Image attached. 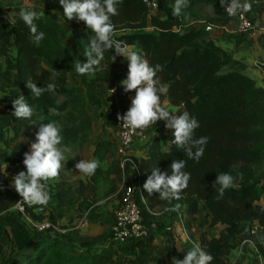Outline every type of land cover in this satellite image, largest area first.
<instances>
[{"label":"trees","instance_id":"trees-1","mask_svg":"<svg viewBox=\"0 0 264 264\" xmlns=\"http://www.w3.org/2000/svg\"><path fill=\"white\" fill-rule=\"evenodd\" d=\"M5 1L17 2L11 13L18 12L25 0ZM27 1L34 10L42 13L35 23L38 31L44 33V38L37 45L18 15L10 24L0 21V51L14 52L8 65L3 61V66L0 60V84L3 73H7L16 78L18 86L16 94L7 101L0 97V116H8L11 141L36 134L37 124L43 117L45 123L53 120L59 123L62 147L81 150L91 138L89 108L95 107L103 114L105 107L110 106L103 101L95 76L90 73L80 75L75 70L76 62L86 60L85 51L94 34L83 21H68L59 0ZM156 1L161 15L151 13L143 0H122L118 15L112 17L116 26L114 38L141 52L151 65H161L163 70L157 76L167 88L166 94L161 95V101L167 100L174 109L172 113L177 115L189 112L199 122L194 138L207 137L208 142L203 156L196 161L172 143L173 130L160 131L162 120L147 132L146 135L151 136L146 138L144 152L138 160L141 169L139 181L145 200L144 204L139 200L143 220L146 223L151 217L147 209L150 210L155 203L162 204L164 208L180 204L178 210L193 219L202 210L207 222L198 224L199 230L204 226H222L223 230L215 234H209L207 230L198 231L197 236L190 234L189 237L214 257L212 264H229L226 252L236 248L240 243L238 237L244 234L248 225L256 224L261 228V242L257 248L264 256V89L247 74L234 68L227 52L207 36L203 27L188 24L192 16L196 17L193 7L210 4L219 10L220 0H189L179 16L172 14L175 0ZM114 54V50L105 53L101 64L102 80L111 87L118 84L124 92L120 80L126 79L128 65L119 69L121 56L112 62ZM54 70L57 75L53 80ZM27 82L36 83L38 87L54 83L56 89L54 93L45 92L35 98ZM127 94L135 95V91ZM20 95L36 109L31 120L12 115V100ZM52 108L60 115H51L49 110ZM164 139L169 142L163 144ZM116 148V139L108 141L99 133L92 146V155L98 159L106 153L115 157ZM177 159L186 162L184 171L191 174L188 187L181 192V199L161 200L159 193L150 196L143 189V184L151 175L152 168L158 167L161 172L171 175L170 165ZM1 165L0 162V169ZM99 172L98 167L90 177L94 186H81L78 197L82 190L95 195ZM221 173H230L234 177L243 174V179L237 178L234 187L225 190L224 196L217 199L219 185L213 186V183ZM0 184L4 188L0 191V264H106L110 259L109 252L97 256L88 250L76 249L63 236L51 237L33 231L21 214L13 209L21 198L3 172H0ZM107 192L111 194V190ZM25 207L34 220L45 219L33 211L35 206ZM84 211L89 222L107 219L103 213L89 210V207ZM159 222L158 227L161 226ZM191 225L192 222L185 224L188 231ZM107 239L109 241V236L104 241ZM152 239L150 236L145 241H129L121 250L131 252L137 246L148 245ZM165 241L168 242L167 239ZM184 247L185 256L193 244L185 242ZM184 256L176 257L183 259Z\"/></svg>","mask_w":264,"mask_h":264},{"label":"clouds","instance_id":"clouds-1","mask_svg":"<svg viewBox=\"0 0 264 264\" xmlns=\"http://www.w3.org/2000/svg\"><path fill=\"white\" fill-rule=\"evenodd\" d=\"M189 0H175L173 5L174 16L182 14V9L188 5ZM63 7L64 17L68 21L76 19L83 21L86 28L94 35L89 39L88 46L85 51L86 60L84 62H76L75 70L78 74L84 75L96 73L100 70L102 61L105 59V53L114 50L112 62L117 56H122L128 61V74L126 79L120 82V86L125 93L135 91L134 98L128 110L123 114H117V120L121 122V126L137 135H142L143 130L156 125L157 121H165V127L173 130L172 143L177 149H183L190 159L199 161L203 156L204 146L207 144V137L194 138V132L199 127V122L190 116L189 112L184 111L180 114L170 112L162 106L161 95L166 94L167 88L163 86L157 76L162 71L161 65H151L141 52L135 50L132 46L114 38L116 26L112 17L118 15L119 7L122 0H59ZM221 7L229 16H235L238 13H246L251 11V3L245 0H220ZM19 18L29 28L34 42L39 45L44 38V33L38 31L35 23L40 19L42 13L33 8L21 7L18 12L10 13L11 20ZM57 72H52L54 80ZM27 87L31 91V95L35 98L41 97L45 92L54 93L56 85L48 83L44 87H38L36 83L27 82ZM111 95L116 91L111 89ZM14 112L12 115L18 119L31 120L36 114L34 106L30 105L23 95L12 100ZM51 115H60V113L52 108L49 110ZM39 129L35 134V142L31 143L30 152L24 153L23 164L26 171H20L12 177L11 187L19 194L23 204L29 207L34 205L47 206L50 199L49 186L46 183L59 177L60 170L65 166V152L67 147H62L63 137L61 128L57 121L43 122L40 118ZM139 130V132H137ZM127 135V134H126ZM196 149L195 152L193 149ZM100 166L99 161L81 159L75 164V169L85 176L91 177L95 174ZM186 162L183 159L173 160L170 168L171 175L167 172H161L158 167L152 168L151 175L143 184V189L151 196L153 193H159L161 200H180L181 192L188 187L191 174L184 171ZM7 164L0 172L5 173ZM7 173V172H6ZM243 179V174L238 177L232 176L230 173H221L217 176L213 186L219 185L217 199L224 196L225 190L234 187L235 180ZM3 185L0 184V191H3ZM18 201L17 207L21 212L24 208ZM180 204H176L171 211L180 208ZM182 250L178 248V251ZM214 257L205 251L199 244H194L187 252L183 259L176 256L172 257L171 264H212Z\"/></svg>","mask_w":264,"mask_h":264},{"label":"crops","instance_id":"crops-1","mask_svg":"<svg viewBox=\"0 0 264 264\" xmlns=\"http://www.w3.org/2000/svg\"><path fill=\"white\" fill-rule=\"evenodd\" d=\"M240 2L244 3L245 0H240ZM247 2L251 3L252 7L251 11L246 12V14L251 19L257 21V23H261L260 21L264 17V0H247ZM7 19L11 20L12 18L7 14ZM195 22L197 21L191 20L188 22V24L193 25ZM203 22L213 25L212 32L210 34H207V36L227 52L234 68L239 72L247 74L251 79L255 81L257 86L264 89V37L262 33L258 29L250 33H239L237 30L236 21L234 19L226 17L222 12V7L219 10L213 9V13L208 16L206 15ZM6 23L10 24L8 20L6 21ZM5 52L7 55L5 64L8 65L11 58L14 56V52H12L11 50H9V54L7 51ZM1 57L2 53L0 51V60L4 66V60L1 59ZM96 73L97 77L100 78L101 85L99 84V91L101 97L103 101L108 102L110 106L105 107V111L103 114H101L95 107L89 108L88 110L92 121L91 138L87 144L83 145L82 149L87 154V160L95 159L99 161L100 172L96 177L98 183L96 185L95 195L89 194V191L87 192V190H82L79 197L80 199L82 198L85 203H87L85 207H89V210L94 209L100 213H103L105 219L106 217L107 219L105 221H101V219L98 218L94 222H89L87 219V212H85L84 209L79 211V208L74 206V208H72L71 210L66 211V214H64L63 218L61 219V223L64 225L63 227H69V230L71 229L68 233V236L63 237L71 241L75 245L76 249L88 250L90 252H93L97 256L109 252L111 257L108 261H106V264H171L172 257L177 255H180L182 257L184 256L185 241L182 237L176 219L174 218V216L169 218V215L171 214H169L166 211V208H164L160 203H155L154 205H152L150 211L151 217L147 220L150 226L149 228L151 230V236L153 237L151 243H149L148 245H140L131 250V252H123L121 250L122 246L112 248L108 239L105 241L98 240L96 243L93 242V244H95L93 246L85 244L87 241L90 242L92 238H97L102 234L109 236L112 224V213L119 200V169L117 156L113 157L106 153L101 157V159H98V157L92 155L93 143L99 133H101L102 136L108 141H115V134L112 129L114 128L113 122L111 120L109 121L111 127H109V125L107 124L104 125V122H106V120L109 119L111 115L109 110L120 109L125 113L130 107L131 99L135 96L128 95L127 93L123 92L118 84L114 87L116 88V91L113 96L106 95V89L110 88L112 85L103 82L102 67ZM96 73L90 74L96 76ZM121 81L122 79L120 80V82ZM17 90L18 86L16 78L11 74L9 75L7 73H3V79L0 84L1 99L7 101L10 97L16 94ZM162 106H164L170 112L174 111L167 100L162 101ZM25 137H21L16 141H11V131L8 116H0V154L2 153V159L0 160V162H3L1 165V169H4L5 164H7V168L5 169L7 173L5 172L4 174L8 179L11 174L16 175L19 173L18 170L12 167V163L14 161L20 160L24 156V153L30 148L25 147L27 143V141H25L24 139ZM147 137L138 135L131 147L130 154L138 160L144 152L143 144ZM168 142L169 141L167 140V143ZM114 160H116V163L113 164ZM73 174H75L73 180L77 181L79 188L81 186H94V183L90 180V177L79 173L77 169H75ZM99 187H101V189L99 190L100 194L98 195L97 189ZM108 190H111V194H107ZM49 191L50 193L52 192L51 189ZM78 191H80V189ZM53 200L54 199H50L48 203V205L50 206H46L47 213L45 215V219H49L48 215L50 214L51 216V213L53 214L55 209L57 210V203ZM48 207H50L49 210ZM60 207L64 208L63 205H60ZM183 216L184 218H187L188 221L193 219L189 215L183 214ZM163 219L166 220V223L164 225H162L161 223V226L158 227L157 222ZM90 226H96L98 236L93 233L88 234L90 232L86 230ZM169 228L170 230H168ZM192 228L193 226L191 227V229ZM244 236L245 232L238 237L239 242H241ZM166 239L168 240V242L165 241ZM254 242L259 245L261 242L260 236L256 240H254ZM178 248L182 250L178 251ZM226 255L228 263L230 262L229 264L256 263V257L253 253L252 248L250 246H243L240 249V243L237 244L235 249L227 251Z\"/></svg>","mask_w":264,"mask_h":264},{"label":"built area","instance_id":"built-area-1","mask_svg":"<svg viewBox=\"0 0 264 264\" xmlns=\"http://www.w3.org/2000/svg\"><path fill=\"white\" fill-rule=\"evenodd\" d=\"M143 2L148 7L151 13L158 11V2L156 0H143ZM222 12L224 15L230 19H234L237 23V30L239 33H250L255 30H259L264 37V26L259 27V23L257 21L251 19L246 13H238L235 16H229L225 11V8L222 7ZM264 24V17L260 21ZM193 25L203 27V29L210 34L213 30V25L204 22H195ZM114 87H110L106 89V95L113 96L115 92L111 95V89ZM116 89V88H115ZM111 113L113 126H114V134L115 139L117 141L116 148V156L118 159V169H119V189L118 195L119 200L118 204L113 210L112 213V224L109 232V242L112 245H116L117 247L123 246L127 244L129 241H145L151 236L150 228L144 222L141 207L139 200L142 204L145 203V200L142 196L141 192V184L139 181V175L141 174V169L139 168L138 159L133 157L130 154V150L132 145L134 144L135 139L137 138V134L130 132L129 130L124 129L120 124L121 122L117 120V114L123 115L124 112L120 109H112L109 110ZM165 121L160 122V131L169 132L170 129L165 127ZM153 126L143 130V134L139 136H151V134L146 135L147 132ZM139 132V130H137ZM127 134V135H126ZM31 148L26 152H30ZM24 156L12 163V167L16 170L26 171V168L23 164ZM15 174H11L9 176V181L11 183L12 177ZM132 175V178H131ZM47 183V182H46ZM20 205L24 208V212H21L17 207L18 202L14 205L13 209L19 212L25 220V222L32 228L33 231L37 233H45L47 235L50 234H63L64 230H60L57 226H55L48 219H44L42 221L34 220L29 211L26 209L25 205L22 201H19ZM34 212L45 216L47 213L45 206L34 205ZM33 207V206H32ZM172 208H166V211L170 214H173L174 218L177 221L178 227L181 231L182 237L185 242H189L194 245L193 241L190 239L189 231L185 227V218L181 211H171ZM148 213L151 214V209H147ZM170 230V228L168 229ZM261 228L256 224L248 225L245 236L240 242V249L243 246H250L253 250V253L256 257L255 264H264L263 259L264 256L258 251V244L254 242L260 236ZM145 264H153V263H145Z\"/></svg>","mask_w":264,"mask_h":264},{"label":"rangeland","instance_id":"rangeland-1","mask_svg":"<svg viewBox=\"0 0 264 264\" xmlns=\"http://www.w3.org/2000/svg\"><path fill=\"white\" fill-rule=\"evenodd\" d=\"M15 4H17V2H10V1H0V7H1V12H0V21H2L3 23H5L7 20V14H10V10L12 9V7L15 6ZM22 7L24 8H33L32 4L30 2H28L27 0L23 1ZM220 8H221V4H220ZM213 9L217 10V8L212 7V5H208V4H204V5H200L198 7H193L192 12L194 15H196V17L190 18V21H197V22H203L204 21V17L207 15H210L213 13ZM155 15H160L161 11H157L154 12ZM2 53V59L4 61L7 60V55L6 52H1ZM9 54V52H8ZM84 62V61H83ZM119 69H122L123 67H125L126 65H128L127 60H125L123 57H120V61H119ZM6 68V67H5ZM120 75H122V72H120ZM95 79L98 83V85L100 83V78L97 77V73L95 76ZM112 121V117L110 115L109 119L106 120V122H104V125L107 124L109 125V127H111V124L109 121ZM113 122V121H112ZM114 131V128H112ZM25 141H27L25 147H30L31 143L35 142V134H30L28 136H26ZM167 143V139L163 140V144ZM87 144V143H86ZM78 156L77 158H75V156ZM65 157H66V163L65 166L60 170V175L58 178L54 179V180H49L47 181V184L49 186V190L51 189L52 192L50 193L51 195V200L54 199L53 201H55L57 203V210L55 209L54 213H51L48 215V220H52V223L57 226L60 230H64L65 233L63 234H50L49 236H68V233L70 232L69 227H63L64 225L61 223L62 222V218L64 216V214H66V211L71 210L72 208H74V206H76L77 208H79V211H81L82 209H84L85 205L87 203H85V201L80 197H78V195L76 194L77 191L79 190V186L77 184V181L73 180V177L75 174H73V172L75 171V164L79 162V160L81 159H85L87 160V154L85 153V151H83V149L81 150H68L67 152H65ZM2 159V153L0 154V160ZM3 163V162H1ZM80 173V172H79ZM78 174V173H77ZM101 189V187H99L97 189L98 191V195L99 190ZM73 190V191H72ZM87 199V198H86ZM90 199V198H89ZM60 205H63L64 208H61ZM50 206V205H48ZM53 208V207H52ZM50 209V207H48V210ZM158 209V208H156ZM186 222H192L191 227L193 226L192 229L189 230L190 234H196L197 236V232H202L207 230L209 232V234H215L217 232H219V230L223 229L222 227H216V228H208L206 226H204L203 228L201 227L199 230L198 224H206L207 220L205 217V214L203 213L202 210H200L199 216L195 219H191V220H187V218H185V223ZM159 223H162V225H164L166 223V220H160ZM147 226H149L148 222H146ZM67 230V231H66ZM86 231H89L90 233L88 234H95L97 235V231H96V226H90L89 228H87ZM151 231V230H150ZM106 235H101L97 238H92L89 241H87L85 244L89 245V246H93L98 240H103L104 241V237ZM181 240V239H180ZM182 241V240H181ZM185 241V240H184ZM183 242V241H182ZM112 248L113 247H117L116 245H110ZM230 256V255H229ZM230 263V262H229ZM238 264V263H237Z\"/></svg>","mask_w":264,"mask_h":264},{"label":"water","instance_id":"water-1","mask_svg":"<svg viewBox=\"0 0 264 264\" xmlns=\"http://www.w3.org/2000/svg\"><path fill=\"white\" fill-rule=\"evenodd\" d=\"M258 25H259V27H263V26H264V24H263V23H259Z\"/></svg>","mask_w":264,"mask_h":264}]
</instances>
